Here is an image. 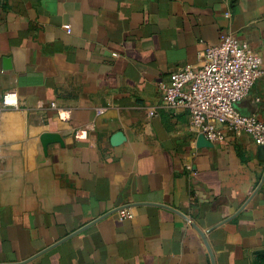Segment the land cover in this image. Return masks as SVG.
I'll return each instance as SVG.
<instances>
[{"label": "crops", "instance_id": "crops-1", "mask_svg": "<svg viewBox=\"0 0 264 264\" xmlns=\"http://www.w3.org/2000/svg\"><path fill=\"white\" fill-rule=\"evenodd\" d=\"M224 34L261 60L235 108L264 123V0H0V264H255L260 147L159 94Z\"/></svg>", "mask_w": 264, "mask_h": 264}, {"label": "built area", "instance_id": "built-area-1", "mask_svg": "<svg viewBox=\"0 0 264 264\" xmlns=\"http://www.w3.org/2000/svg\"><path fill=\"white\" fill-rule=\"evenodd\" d=\"M198 68L185 66L172 72L159 86L161 106L184 108L191 127L212 144L225 142L227 133L246 135L264 149V123L254 116H243L235 108L258 80L261 60L245 42L224 34L215 45L201 53ZM11 95L4 102L11 104ZM148 116L157 117L152 108ZM121 219H130L128 210H118Z\"/></svg>", "mask_w": 264, "mask_h": 264}, {"label": "water", "instance_id": "water-1", "mask_svg": "<svg viewBox=\"0 0 264 264\" xmlns=\"http://www.w3.org/2000/svg\"><path fill=\"white\" fill-rule=\"evenodd\" d=\"M201 136V135H200ZM202 137V136H201ZM120 135H118L117 137L114 138V143H119V139ZM203 138V137H202ZM204 139V138H203ZM259 153H260V158L261 160L264 162V149L262 147L259 148ZM203 237V235H202Z\"/></svg>", "mask_w": 264, "mask_h": 264}, {"label": "trees", "instance_id": "trees-1", "mask_svg": "<svg viewBox=\"0 0 264 264\" xmlns=\"http://www.w3.org/2000/svg\"><path fill=\"white\" fill-rule=\"evenodd\" d=\"M255 264H264V251L257 255Z\"/></svg>", "mask_w": 264, "mask_h": 264}]
</instances>
